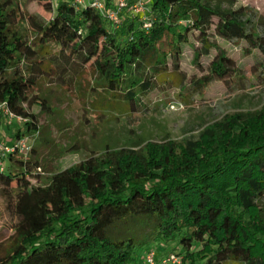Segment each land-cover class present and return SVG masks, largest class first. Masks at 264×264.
Wrapping results in <instances>:
<instances>
[{
	"label": "trees",
	"instance_id": "trees-1",
	"mask_svg": "<svg viewBox=\"0 0 264 264\" xmlns=\"http://www.w3.org/2000/svg\"><path fill=\"white\" fill-rule=\"evenodd\" d=\"M102 1L103 15L91 0H64L47 22L29 17L35 43L15 30L19 13L11 0L0 1V103L25 120L14 138L32 140L29 157L39 133L31 108L48 109L34 94L41 80L68 87L90 67L99 78L95 91L125 100L131 114L147 82L155 81L150 67L180 60L191 32L200 31L199 12L193 24L180 20L188 5L204 9L197 0H144L141 14L133 11L137 0H128L117 22L107 17L114 0ZM242 10L226 14L225 23L251 49L264 45L254 16L229 21ZM200 34L195 61L216 49ZM206 70L197 80L201 87L240 75L222 51ZM29 157L10 155L0 172V187L16 186L18 218L16 244L0 264H137L159 240L175 242L183 264H264V107L226 116L194 147L107 150L101 159L91 156L52 174L44 186L32 184L42 171Z\"/></svg>",
	"mask_w": 264,
	"mask_h": 264
},
{
	"label": "rangeland",
	"instance_id": "rangeland-1",
	"mask_svg": "<svg viewBox=\"0 0 264 264\" xmlns=\"http://www.w3.org/2000/svg\"><path fill=\"white\" fill-rule=\"evenodd\" d=\"M61 1L64 0H46L45 3L11 0L19 13L15 30L35 43L36 33L28 18L34 17L40 24L47 22ZM197 3L205 10L188 5L187 14L180 20L193 24L199 12L200 31L191 32L180 60L173 58L166 66L150 67L155 81L147 82V90L133 113L128 112L125 100L101 97L95 91L99 78L90 67L68 87L59 88L45 80L39 82L34 94L45 99L48 109H41L39 105L31 108L39 133L34 137V153L28 157L32 163L37 162L42 171L40 180L32 182L34 186L46 185L52 174L91 156L101 159L107 150L139 149L148 143L172 144L176 150L194 147L209 126L223 121L226 116H247L264 107V45L251 49L240 37L239 29L227 25L224 19L226 14L241 8L242 12L229 17V21L237 24V15L241 19L254 16V31L261 34L264 32V0H197ZM200 32L216 49L207 58L195 61L194 51L200 47L202 38ZM218 51L234 60L240 75L229 82L214 81L206 87L199 86L197 80L205 75L208 63ZM129 79L135 78L129 76ZM19 127L20 122L0 113V139L11 142ZM15 189V184L9 189L0 187V261L16 244ZM175 246V242L167 244L162 240L150 245L157 254L176 252ZM143 250L144 247L139 253ZM136 263L144 264V260L138 257ZM195 264L205 262L198 260Z\"/></svg>",
	"mask_w": 264,
	"mask_h": 264
},
{
	"label": "built area",
	"instance_id": "built-area-1",
	"mask_svg": "<svg viewBox=\"0 0 264 264\" xmlns=\"http://www.w3.org/2000/svg\"><path fill=\"white\" fill-rule=\"evenodd\" d=\"M128 0H114L115 9L110 11L107 15L108 19L117 22V16L120 10H122ZM91 6L99 14L103 15L104 3L102 0H91ZM144 0H137L133 6V11L136 14H141L144 11ZM76 4H82V0H75ZM0 113L9 119L16 120L17 122L24 123L21 117H16L3 103H0ZM11 143V144H10ZM32 140L26 137L14 138L11 142H6L0 139V172L6 170L8 164V157L15 155L21 159H26L31 151ZM144 264H183V258L176 253H167L158 256L157 252L150 248L144 254Z\"/></svg>",
	"mask_w": 264,
	"mask_h": 264
},
{
	"label": "crops",
	"instance_id": "crops-1",
	"mask_svg": "<svg viewBox=\"0 0 264 264\" xmlns=\"http://www.w3.org/2000/svg\"><path fill=\"white\" fill-rule=\"evenodd\" d=\"M164 254H167V252L163 251V252L159 253L158 256L161 257Z\"/></svg>",
	"mask_w": 264,
	"mask_h": 264
}]
</instances>
